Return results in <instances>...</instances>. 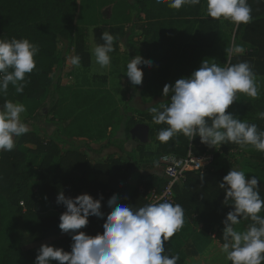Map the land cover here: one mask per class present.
I'll list each match as a JSON object with an SVG mask.
<instances>
[{
  "label": "trees",
  "instance_id": "trees-1",
  "mask_svg": "<svg viewBox=\"0 0 264 264\" xmlns=\"http://www.w3.org/2000/svg\"><path fill=\"white\" fill-rule=\"evenodd\" d=\"M95 2L0 0V39L27 38L39 46L36 68L26 76L28 83L23 93H16L9 85L7 95H0V108L6 100L22 103L28 114L23 122L27 126L32 124L28 133L16 139L12 151L0 152V264H34L43 244L71 251V236L59 228L60 215L66 211L65 205L57 203L60 192L72 198L83 192L90 193L94 199L103 197L101 211L104 217L90 216L87 226L78 230L91 236L103 233V223L111 211L107 201L113 195L117 196L119 204L134 209L151 203L147 192L135 189L130 193L128 181L141 168L140 161L131 155L134 152L124 159L110 156L103 161L92 162L86 149L80 143L78 146L74 143V139H83V145L88 147L92 141L107 139L103 147L113 144L112 139L123 120L118 107L111 109L116 99L106 88L78 99L79 95L60 83L66 60L72 53L80 57L84 67L91 63L85 40L86 23L130 25L135 12L136 22L132 30L141 29L145 37L139 43L131 34L127 45L143 60L152 61V66L141 64V85H129L137 89L143 85L149 88L158 69L168 73L172 66H177L179 72L175 74L173 71L169 78L165 76L161 80L163 86L159 95L162 101L155 105L157 108L170 103L171 93L165 97L164 86L189 77L203 60L222 67L246 61L255 74L264 73V0H248L252 20L239 25L234 35L202 17L207 0H200L195 6L185 5L179 10L170 8L167 0L160 3L156 0H99L96 3L98 8ZM110 6L111 13L106 15L104 9ZM91 8L93 12L87 14ZM142 15L149 20L148 23L143 22ZM101 18L105 19L100 21ZM59 43H62L61 48ZM232 45L242 46L247 52L229 58L226 50ZM183 72H188V75L183 77ZM70 100L75 105L65 113L64 108ZM232 109L230 105L227 111L233 113ZM127 110L133 111L132 108ZM141 115L152 120L149 109ZM45 121L56 126L51 134L39 124ZM127 124L131 131L137 124L144 123L137 122L132 116L127 119ZM148 126L149 135L156 138L163 153L185 156L191 149L195 155H201L208 150L199 136L190 142L180 134L167 143H161L157 135L167 125ZM130 131L128 137L132 138ZM67 142L71 145L67 146ZM235 148H239L243 155L250 154L244 163L250 168L251 177H258V191L264 199V152L251 146L242 150L234 143L223 144L221 151L215 152L212 166L203 172H188L186 179L175 186V202L172 204H179L184 209V225L165 242L164 247L167 254L179 256L177 264H187L189 259L191 264H223L226 255L221 251L224 243L222 221L232 206L224 205L225 191L220 189L219 183L230 171L225 159ZM144 154L149 155L148 152L141 153ZM221 162L223 166L216 168L215 164ZM101 175H107L108 180H100ZM149 177L145 181L146 188L161 191L165 177ZM21 202L24 206L20 205ZM260 214L264 215V211ZM241 220L247 228L252 223L247 219ZM198 232L203 236L213 235L216 240L207 256L194 259L192 255L198 251L189 248L192 246L191 237ZM227 264L231 262L227 261Z\"/></svg>",
  "mask_w": 264,
  "mask_h": 264
},
{
  "label": "clouds",
  "instance_id": "clouds-1",
  "mask_svg": "<svg viewBox=\"0 0 264 264\" xmlns=\"http://www.w3.org/2000/svg\"><path fill=\"white\" fill-rule=\"evenodd\" d=\"M167 3L179 10L185 5L195 6L200 0H167ZM206 10L208 17L227 20L237 27L252 20L248 0H207ZM101 39L104 43L96 44L92 54L96 64L105 69L111 64L115 37L105 30ZM244 51L242 46L226 50L229 58ZM38 53L39 46L27 38L0 39V95H7L9 85L16 93H23L28 83L26 76L36 68ZM70 62L80 67L79 56L71 57ZM141 64L151 67L152 61L136 55L127 63L125 73L133 86L142 83ZM169 93L170 103L149 109L153 123L167 125L158 132L161 143L183 134L190 142L199 136L200 142L210 148L234 143L242 150L251 146L264 152V130L227 111L238 100V93L252 99L259 96L255 73L248 62L222 67L203 60L189 77L180 78L171 86L166 84L163 95L168 97ZM25 111L22 103L12 100H6L0 108V151H12L16 139L30 131L21 119ZM258 118L264 119V112L258 113ZM200 178L203 181L204 176ZM258 185L257 176L246 178L244 171L235 168L219 183L225 191L223 203L232 206L222 221L221 249L231 264H264V215L260 214L264 211V199ZM102 198L94 199L86 193L72 198L60 192L57 203L65 205L66 211L60 215L59 228L71 236V251L43 244L34 264H177L179 256L167 254L164 245L184 225L181 205L165 201L134 209L119 204L113 195L107 201L111 211L103 223V233L91 236L78 231L87 226L90 216L104 217ZM241 218L252 222L244 231L234 228Z\"/></svg>",
  "mask_w": 264,
  "mask_h": 264
},
{
  "label": "rangeland",
  "instance_id": "rangeland-1",
  "mask_svg": "<svg viewBox=\"0 0 264 264\" xmlns=\"http://www.w3.org/2000/svg\"><path fill=\"white\" fill-rule=\"evenodd\" d=\"M81 1L83 0H79L78 3L81 4ZM95 1V5L96 3L98 4L99 0ZM153 7H156V4ZM92 9L93 8L88 9L86 13L88 14L90 11L93 12ZM91 12L89 14H91ZM104 13L106 15H109L111 13V6L106 7L104 9ZM202 17L206 19L209 18L208 20L216 25L224 26V20H216L208 17L207 10L204 11ZM142 18L144 23L149 22V20L144 15H142ZM103 19L105 18H101L99 20L103 21ZM88 20L90 21L91 19ZM134 22H136L135 12L132 13V22L130 25L122 24L109 26L103 24L92 25L86 23V26H84L85 40L87 50L90 53L91 63L88 67H84L82 64H80V67L78 68L74 67L73 65H71L70 62L71 57L74 56V54L72 53L66 60L61 75L60 83H62L63 86H66L73 90L76 95H79L78 99H81L82 97L91 94L93 91L99 90L103 87H107L110 89V91L114 94L115 99L117 100L113 101L114 104L111 109L118 107L121 110V113L123 114V120L121 122L120 129L116 134L115 138L112 139L113 143L117 144V146L110 147L109 145H107L103 147L108 142L107 139L99 142L93 141L89 143L92 145L88 147L86 145H83V143L80 144L86 149L88 156L92 160V162L103 161L107 159L110 154H119L121 153V148L125 150L123 152L124 157H127L131 152H134L135 154L131 153V155H134L141 163V168L139 171L142 174H146L150 170H156V168L158 169L157 162L159 160V156L163 153V151L159 149L158 144L155 140L156 138H151L150 135L147 142H141L137 139L129 138L128 134L130 131V127L127 124V119L133 116L137 122L148 124L150 126H153V128H156V124L153 123L150 118L141 115V112L150 109L151 107L155 106L158 102L162 101V98L159 95L161 87L163 86L161 80H163L165 76L170 75L173 71L175 72V74L179 72L176 68L177 66H172L169 69L168 73H166V71L158 69L157 72L156 70L154 72L152 84L149 88H145L143 85L140 86L138 90H135L132 86L129 85L130 80L125 73L126 66L127 63L130 62V60L137 54L133 53V49L128 47L127 41L131 34H133L134 41H139V43H142V40L145 37V34L142 32L141 29H137L134 31L132 30ZM232 27V23L229 22L227 29L232 30ZM105 30L109 31L110 34L115 37L114 51L110 53V66L105 69H101L100 66L95 62V57L92 54V50L94 49L96 44L104 43V41L101 39V34ZM58 46L59 48H61L62 43H59ZM181 75L185 77L188 75V72H183ZM167 78H169V76ZM74 105L75 104L72 103V100H70L65 106L64 112L68 113L69 110L74 107ZM127 108H132L133 111L130 112L127 110ZM27 115V110L21 114L22 121L27 118ZM39 124L44 126V129H46L48 134H51L56 128L54 124L47 123L46 121L40 122ZM28 127L31 128L32 124H29ZM65 138H67L66 135ZM66 145L70 146L71 144L67 142ZM120 145L122 147H120ZM106 147L107 149H105ZM209 151L215 153L216 149L214 147H211ZM142 152H148L149 155H141ZM226 163L228 164V170L234 168L233 164H231L228 160L226 161ZM217 165L218 167H221L223 166V163L221 162ZM158 170H160V168ZM139 171H136L135 173L139 174ZM137 174H135V178L137 177ZM86 194L91 195L88 192H86ZM235 229L238 230V225L235 227ZM227 261L228 260L225 256L223 264H227Z\"/></svg>",
  "mask_w": 264,
  "mask_h": 264
},
{
  "label": "crops",
  "instance_id": "crops-1",
  "mask_svg": "<svg viewBox=\"0 0 264 264\" xmlns=\"http://www.w3.org/2000/svg\"><path fill=\"white\" fill-rule=\"evenodd\" d=\"M206 7H205L204 11L207 9ZM204 19H206V18H204ZM228 23H229V21L224 20V22H223L224 26L218 25V27L220 29L228 31L229 33H232L234 35L235 31L237 29V26L232 24V26H233L232 30H228L227 29ZM233 46L234 45H232V47ZM244 49H245L244 52H246L247 51L246 48H244ZM255 78H256V83H257V87L259 90L258 98L252 99L251 97H247L244 94L238 93L237 94L238 100L234 101L232 104V107H233L232 112L234 115H237L239 119L246 121L249 124H256L258 127V130H264V119L258 118V113L264 112V73L255 74ZM104 88H106L114 96V94L110 91L109 88H107V87H104ZM133 89L138 90L137 88H133ZM83 142H84L83 139H78V140L74 139L75 144H79V143H83ZM90 145H92V144H90ZM109 146L110 147L111 146H117V144L113 143V144H110ZM221 146L219 149L215 148L216 149L215 152L221 151ZM120 147H122V146L120 145ZM105 149H107V147ZM209 149H210V147H208L207 151H209ZM189 150H191V149H189ZM121 151L122 152L119 154L118 153L117 154H110V156L121 157L123 159L126 158V157H124V153H123L125 150H123V148H121ZM240 152H241V150L239 148L233 149L231 151V154H230L231 156L227 155L225 161L228 160L231 164H233V167L235 169L244 171L246 173V178H251V170L244 163L246 161V158H248L250 156V154L245 153L243 155ZM215 165H216V168H219L217 164H215ZM157 166H158V169L160 168V170H158L156 168V170H150L146 174H142L139 171L140 169H138L137 172L139 171L140 173L139 174L135 173V174H137V177H136L137 179L134 177L135 174H133V176L128 181V184L130 186V193H132L135 189H137L141 193H145L146 191L148 192L151 189H153V188H150V189L146 188V186H145L146 179L150 178L149 176H152V175L165 177L163 167L161 166V164L159 162H158ZM100 180L107 181L108 176L107 175H101ZM83 193L85 194L86 192H83ZM236 226L237 225H235L234 228ZM246 229H247V227H245L243 220H241L240 224H238V231H244ZM215 240L216 239L214 238L213 235L212 236L211 235L210 236H203L199 232L197 234L193 235L191 237L192 246L189 248V250L196 248V250L198 251V253H196L195 255H192V256H194L193 258L195 259V258H198L201 256H203V257L207 256L209 251L211 250V248L215 244ZM190 262L191 261L189 259L187 264H191Z\"/></svg>",
  "mask_w": 264,
  "mask_h": 264
},
{
  "label": "built area",
  "instance_id": "built-area-1",
  "mask_svg": "<svg viewBox=\"0 0 264 264\" xmlns=\"http://www.w3.org/2000/svg\"><path fill=\"white\" fill-rule=\"evenodd\" d=\"M215 153L207 151L201 155H195L191 150L185 156L176 153H162L159 162L165 174V185L161 191L156 188L147 192V198L151 203L175 202V186L186 179V174L190 171L203 172L215 162ZM24 206V203H20Z\"/></svg>",
  "mask_w": 264,
  "mask_h": 264
},
{
  "label": "water",
  "instance_id": "water-1",
  "mask_svg": "<svg viewBox=\"0 0 264 264\" xmlns=\"http://www.w3.org/2000/svg\"><path fill=\"white\" fill-rule=\"evenodd\" d=\"M139 126V134L135 135L133 130H131L130 135L133 139H138L141 142H147L149 139L150 128L147 124H140Z\"/></svg>",
  "mask_w": 264,
  "mask_h": 264
},
{
  "label": "flooded vegetation",
  "instance_id": "flooded-vegetation-1",
  "mask_svg": "<svg viewBox=\"0 0 264 264\" xmlns=\"http://www.w3.org/2000/svg\"><path fill=\"white\" fill-rule=\"evenodd\" d=\"M140 124H137L136 126H134V128L132 129L133 130V133L135 134V135H138L139 134V126Z\"/></svg>",
  "mask_w": 264,
  "mask_h": 264
},
{
  "label": "bare ground",
  "instance_id": "bare-ground-1",
  "mask_svg": "<svg viewBox=\"0 0 264 264\" xmlns=\"http://www.w3.org/2000/svg\"><path fill=\"white\" fill-rule=\"evenodd\" d=\"M220 39V38H219ZM218 42V41H217ZM247 52V51H246ZM244 54V53H243ZM212 62V61H211ZM103 94V93H102ZM57 122V121H56ZM45 132V131H44ZM50 134V133H49ZM110 134V133H109ZM114 135V134H113ZM111 144V143H110ZM63 147V146H62ZM230 149V148H229ZM122 152V151H121ZM237 160V159H236ZM91 164V163H90ZM140 169V168H139ZM149 174V173H148ZM149 176V175H148ZM41 195V194H40ZM21 205V204H20Z\"/></svg>",
  "mask_w": 264,
  "mask_h": 264
}]
</instances>
